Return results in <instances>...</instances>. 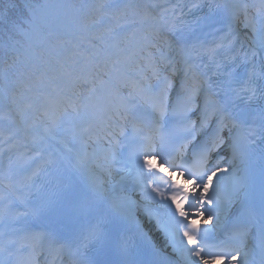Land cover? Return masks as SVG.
<instances>
[{"label": "snow or ice", "instance_id": "obj_1", "mask_svg": "<svg viewBox=\"0 0 264 264\" xmlns=\"http://www.w3.org/2000/svg\"><path fill=\"white\" fill-rule=\"evenodd\" d=\"M0 264H264V0H0Z\"/></svg>", "mask_w": 264, "mask_h": 264}]
</instances>
